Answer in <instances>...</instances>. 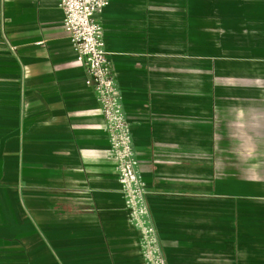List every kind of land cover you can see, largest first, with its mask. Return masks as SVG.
<instances>
[{"label":"crops","instance_id":"1","mask_svg":"<svg viewBox=\"0 0 264 264\" xmlns=\"http://www.w3.org/2000/svg\"><path fill=\"white\" fill-rule=\"evenodd\" d=\"M245 6L239 0H108L96 15L159 243V218L173 227L168 211L190 187L178 182L188 167L165 152L178 143L167 130L190 129L183 125L190 93L198 113L209 107L200 91V60L191 64L187 50L222 47L217 28L242 23ZM62 20L57 0H0V264H144L99 105L74 63ZM221 103L214 99L215 124L223 120ZM259 107L256 143L264 150V92L260 105L229 106V121L241 112L257 117ZM247 142L238 135L215 138L213 168L225 159L222 145L234 151L229 162L237 166V146Z\"/></svg>","mask_w":264,"mask_h":264},{"label":"rangeland","instance_id":"2","mask_svg":"<svg viewBox=\"0 0 264 264\" xmlns=\"http://www.w3.org/2000/svg\"><path fill=\"white\" fill-rule=\"evenodd\" d=\"M239 1L246 5L242 10L248 17L245 22L225 23L217 28L214 36L222 47L187 50L191 64L200 60V91L210 108L198 113L197 97L190 93L189 117L183 124L190 129L178 134V130H167L176 134L168 137L178 143L165 152L188 167L189 172L179 176L178 182L190 187L176 195L179 201L168 211L174 216L173 227L165 223V217L159 218L165 264H264V150L256 143L262 138L261 107L257 117L244 118L245 113L241 112L243 116L238 120L234 117V121H229L232 104L248 106L262 102L264 0ZM215 98L226 108L222 110L223 120L217 124ZM177 121L172 120L171 124L177 126ZM237 135L239 140L248 141L237 146V166L229 162L234 151L222 145L225 159L213 168L215 138ZM145 201L150 212L146 185ZM244 237L250 238V242L241 244L238 239Z\"/></svg>","mask_w":264,"mask_h":264},{"label":"built area","instance_id":"3","mask_svg":"<svg viewBox=\"0 0 264 264\" xmlns=\"http://www.w3.org/2000/svg\"><path fill=\"white\" fill-rule=\"evenodd\" d=\"M63 12L62 26L75 52L74 63L86 73L85 85L94 91L115 162L118 183L129 216L141 233L144 264H165L162 249L145 201V184L138 174V159L130 127L105 48L104 31L96 15L108 0H57Z\"/></svg>","mask_w":264,"mask_h":264}]
</instances>
